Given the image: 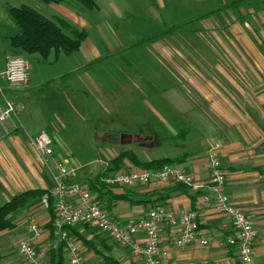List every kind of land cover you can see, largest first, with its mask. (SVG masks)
Masks as SVG:
<instances>
[{"label": "crops", "instance_id": "1", "mask_svg": "<svg viewBox=\"0 0 264 264\" xmlns=\"http://www.w3.org/2000/svg\"><path fill=\"white\" fill-rule=\"evenodd\" d=\"M191 1L196 5L194 16L180 26L187 23L199 25L193 30L195 35H200V32L208 34L207 31H211V36L215 35L218 40L219 50L212 49L206 43L190 44V51L196 53V56H192L189 61L171 60L180 87L182 84L186 89L185 96L177 86L173 89L171 98L160 91L150 97L141 90L131 92L129 87L128 90L124 88V93L120 95L97 92L109 110L117 112L122 106L128 109V133L118 130L112 120L104 118L102 123L105 130L110 133L116 131L118 134L115 138L109 134L97 140L110 143L111 148L128 147L125 151L133 153L142 162L163 157L179 158L180 162L176 166L192 174L194 180L200 184H207L209 181L207 153L214 145H218L216 155L225 173V191L230 201L244 211L257 231L251 261L248 264H264V0H241L236 6L229 5L240 0ZM2 31L0 25V34ZM11 31L13 30L5 32L8 35L6 37L9 47L8 39L13 35L9 34ZM84 41L75 53L84 51ZM211 53L215 54V59ZM23 54H17L11 47L0 49V70L4 69L8 55ZM60 55L69 58L72 54H59L54 58L55 61L59 60ZM92 61L96 63L86 69L85 65ZM99 62L100 56L83 66L67 64L64 72L57 78L62 83V88L55 98H58L62 110L63 107L73 109L80 105L82 95L79 87L98 91V82L89 71ZM29 70L28 64V72ZM62 76L65 77L61 78ZM30 81L31 74L28 73L26 84ZM55 81L49 74L40 73V80L36 83L39 85ZM7 90V87H4V92L0 95V107L3 106V100H9L14 102L15 112L0 123V199L5 202L11 196L29 189L52 190L58 174L55 162L61 157V162H68L53 146L51 157L38 155L32 146L34 138L42 131L52 137L58 127L53 122L50 132L46 129L29 136L21 116L22 102L16 103L8 99L4 94ZM49 93L50 91H47L45 97ZM45 99L47 101L48 98ZM136 107H144L157 117L161 128L156 132L150 131L151 135L141 134L145 130V124L134 119L138 117L136 115H142L139 111L132 112L131 109L136 110ZM182 129L187 131L183 140ZM160 133H163V136L167 133L168 136L162 138ZM169 139L176 142L172 145L173 148L185 150L184 153L177 156L145 157L150 153V149L160 147L162 141ZM169 146L165 145L164 148ZM123 162L128 169L138 168L129 159H124ZM103 163L105 168L108 163ZM75 179L76 175L73 173L69 180ZM163 186L165 185L128 186V193L147 201L150 199L148 203L132 205L127 201H117L111 206L109 214L119 223H126L145 217L147 212L156 206L173 212L196 211L200 234L208 240V244L202 246L195 241L178 248L175 246L176 227L163 224L159 227L157 255L162 263L239 264L237 249L224 242L226 237L233 235L229 218L218 212L213 204L207 207H201L199 204V196L205 189L192 191L186 186L187 190L175 192L164 201H156V195L151 194ZM30 216L35 218L41 228V234L33 239V244L36 249L44 251V262L49 264L48 251L55 249L61 242L45 227L49 214L42 204L24 210L13 220L12 229L15 230L16 226L20 228L15 251L19 241L31 238L25 229ZM68 226H65V230L69 235L76 239L92 241V249L83 250L86 264H106L103 258L105 256L119 264H142L129 251L120 248L95 228L80 223ZM10 229L0 231V237ZM97 235L111 246L109 251L96 239ZM136 238L143 241L145 237L143 233H137ZM63 255L66 258L65 249ZM0 264L24 263L21 259L14 260L4 250L3 241H0Z\"/></svg>", "mask_w": 264, "mask_h": 264}, {"label": "rangeland", "instance_id": "2", "mask_svg": "<svg viewBox=\"0 0 264 264\" xmlns=\"http://www.w3.org/2000/svg\"><path fill=\"white\" fill-rule=\"evenodd\" d=\"M94 1L97 8L88 10L76 0H61L56 4H47L41 0H0V25L3 29L0 34V49L10 48L5 32L12 29L9 34H14L17 31L6 13L7 6H28L51 20L63 19L74 27L85 30L87 34L82 45L85 47L84 51L72 54L69 58L60 55L59 60L55 61L53 54H50L46 61H42L37 54H23L30 66L28 73L31 74V81L17 86L3 84L8 89L4 93L8 99L16 103L22 102L21 116L29 136L46 129L50 132L55 122L58 128L55 135L50 136L51 147L66 157L68 162L65 165L72 168L76 175V179L72 181L82 185L86 177L104 168L103 162L109 163L108 160L112 157L128 149L119 146L111 148L110 143L97 140L109 134L115 138L118 134L116 131L110 133L105 130L102 123L104 118L112 120L118 130L128 133V109L122 106L117 112L109 110L97 92L120 95L124 93V88L128 90L129 87L131 92L141 90L150 97L160 91L171 98L173 89L177 86L185 96L186 89L182 84L180 87L171 60L189 61L192 56H196V53L190 51V44L206 43L217 50L220 46L216 36H211V31L195 35L193 30L199 25L187 23L180 26L194 16L196 5L191 0ZM211 54L215 59V54ZM98 56L101 57V62L95 65L93 71H89L98 82V91L79 87L82 95L80 105L73 109L63 107L62 110L58 98H55L62 88L58 76L64 72L67 64L83 66ZM40 73L49 74L56 81L38 85L36 82L40 80ZM47 91L51 95L49 93L45 97ZM44 97L48 98L47 101ZM63 104L62 101L61 105ZM131 110L142 114L134 117L139 123L145 124V130L141 134L151 135L150 131L156 132L161 128L157 117L146 111V108L136 107L137 111ZM160 135L162 138L168 136L167 133L165 136L163 133ZM181 135L183 140L187 136L186 129H182ZM173 141H162L160 147L150 149L145 157L177 156L184 153L185 150L173 148L172 145L176 143ZM165 145L170 146L164 148ZM4 202L0 199V206ZM19 229V226L15 230L11 228L0 237L4 250L14 260L20 259L17 247L15 251Z\"/></svg>", "mask_w": 264, "mask_h": 264}, {"label": "built area", "instance_id": "3", "mask_svg": "<svg viewBox=\"0 0 264 264\" xmlns=\"http://www.w3.org/2000/svg\"><path fill=\"white\" fill-rule=\"evenodd\" d=\"M27 75V61L20 55H8L4 69L0 70V95L4 92L3 84L10 86L24 84L27 81ZM14 112V102L3 100V106L0 107V123L6 121ZM51 143L50 135L42 131L34 138L32 146L38 155L51 157L53 155ZM217 148L218 145H214L207 153L210 173L207 184L197 183L192 174L176 165H164L156 170L120 169L104 175L101 181L116 187L182 184L192 191L204 188L205 191L199 196L200 206L207 207L213 204L218 212L229 218L233 235L226 237L224 242L237 249L238 259L242 264H248L251 261L257 231L244 211L230 201L225 191L226 178L216 155ZM55 168L58 174L56 185L51 193L55 196L56 217L52 223V230L58 241L64 243L67 264H86L81 244L65 230V226L75 223L85 224L105 234L120 248L138 258L142 264H163L157 256L159 227L163 224L176 227L175 246L178 248L195 241L202 246L208 244V240L200 234L196 211L173 212L156 206L137 221L119 223L100 204L93 201L92 194L85 185L69 180L74 172L72 168L61 161L55 162ZM42 205L47 208L45 197H43ZM25 229L31 238L19 241L17 252L20 259L24 264H46L44 251L36 249L33 244V239L40 236L41 228L32 216L29 217ZM137 233H143L145 237L143 241L136 238Z\"/></svg>", "mask_w": 264, "mask_h": 264}, {"label": "trees", "instance_id": "4", "mask_svg": "<svg viewBox=\"0 0 264 264\" xmlns=\"http://www.w3.org/2000/svg\"><path fill=\"white\" fill-rule=\"evenodd\" d=\"M45 3H59L61 0H41ZM88 10H93L97 7L94 0H76ZM241 3L236 1L229 6H236ZM6 13L11 21L17 27L16 33L9 37V45L15 49L17 54H37L42 61H46L50 54L57 58L59 54H73L80 48L81 43L86 38L85 30L78 29L63 19L51 20L41 15L34 9L25 6H7ZM96 61H92L85 65V68L92 67ZM66 76V75H65ZM62 76L61 78H64ZM124 159H129L134 166L147 169L156 170L164 165H176L180 162L179 158L163 157L152 159L149 161H139L137 157L129 151H121L115 157L109 160L105 168L97 172L94 176L87 178L84 185L94 197V201L101 205V207L109 213L111 206L117 201H127L132 205H139L148 203L150 199L145 200L138 198L133 193H128V188L109 186L101 181V178L113 171L128 168L123 162ZM187 190L185 185L172 184L165 185L159 189H155L151 195H156V201H164L168 199L175 192H183ZM45 197L47 201V211L49 220L45 227H47L51 234L52 223L56 217L54 211L55 196L48 189H29L11 196L6 202L0 206V231L12 228L13 220L18 217L24 210L29 209L41 203L42 198ZM152 202V201H151ZM83 226H87L82 224ZM67 227V226H66ZM70 227V226H68ZM71 236V235H70ZM82 246V249H92V241L84 239H76ZM96 239L109 251V246L106 241L98 235ZM64 243H59L55 249L48 251L49 264H66L67 260L63 255ZM106 264H119L112 260V258L103 257ZM238 261V260H237ZM241 264L240 261H238Z\"/></svg>", "mask_w": 264, "mask_h": 264}]
</instances>
